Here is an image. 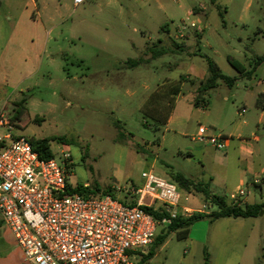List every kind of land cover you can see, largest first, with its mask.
Instances as JSON below:
<instances>
[{
  "label": "rangeland",
  "instance_id": "1",
  "mask_svg": "<svg viewBox=\"0 0 264 264\" xmlns=\"http://www.w3.org/2000/svg\"><path fill=\"white\" fill-rule=\"evenodd\" d=\"M27 2L31 13L30 0H5L2 14L5 10L19 13ZM36 3L39 16L33 19L43 23L46 34L40 28V38L22 45V54L3 58V49L14 46L8 45L12 24L6 22L0 43V110L17 114V135L31 140L64 137L68 144L53 140L51 147L54 153L62 149L73 153L68 184L98 197L131 201L123 192L143 187L144 172L172 181L180 189L173 175L182 173L227 199L240 190L246 195L252 192L248 204L263 205L262 225L256 245L245 253L248 257L258 252L260 264L264 185L261 193L247 185L237 187L234 177L228 181L221 176L203 177V166L208 165L196 149L205 143L196 139L199 128L207 127L213 135L242 128L243 136L264 140L256 106L264 88V62L254 69V60L264 56V0H85L78 7L74 0ZM193 8L199 12L194 14ZM191 23L198 28H191ZM178 29L183 38L177 36ZM163 49L164 55L152 57ZM205 56L237 81L232 88L220 81L196 106L195 98H201L197 78L207 73ZM229 58L254 69L252 77H241ZM130 61L140 63L134 67ZM181 191L183 204L197 209L206 205L209 213L217 210L203 194ZM226 223L198 221L190 236L181 240L171 233L156 248L151 262L239 264L244 240L234 246V233L226 239ZM209 231L212 245L193 243L191 249L189 241L207 240ZM22 255L0 212V264H27Z\"/></svg>",
  "mask_w": 264,
  "mask_h": 264
},
{
  "label": "built area",
  "instance_id": "2",
  "mask_svg": "<svg viewBox=\"0 0 264 264\" xmlns=\"http://www.w3.org/2000/svg\"><path fill=\"white\" fill-rule=\"evenodd\" d=\"M84 1L74 0V5ZM177 33L183 38L181 29ZM12 115L0 110V212L27 264H132L178 216L209 213L206 205L197 209L183 204L181 189L152 172L142 174L143 187L123 192L131 201L72 192L67 182L72 151L62 149L54 158L41 159L31 140L17 135ZM210 131L200 127L196 140L225 151L231 138ZM260 182L256 178L255 184ZM245 195L240 190L230 199L237 203ZM157 204L167 214L162 219L145 210Z\"/></svg>",
  "mask_w": 264,
  "mask_h": 264
},
{
  "label": "crops",
  "instance_id": "3",
  "mask_svg": "<svg viewBox=\"0 0 264 264\" xmlns=\"http://www.w3.org/2000/svg\"><path fill=\"white\" fill-rule=\"evenodd\" d=\"M4 1L5 0H0V43L4 41V25L6 22H10L12 24V32L8 40V45L11 44L14 46H6L3 49V51L1 52L3 58L4 56H6V54H22L24 49L22 45L29 43L34 44L37 39L40 38V28H42L46 34V27L43 25V23L33 19L35 16H39L38 6L36 3L37 0H30L33 7L31 13H29V3L27 2L21 12L13 14H11L9 10H5L6 12L2 14ZM192 11L194 12V14L196 12H199V10L196 8H193ZM206 77L207 73L201 72L200 78H197V80H203ZM260 96L261 101H264V88L258 93V98ZM257 102L256 106L261 111L260 115L258 116L257 123V125L260 126L261 124H264V103L260 104L263 106H258ZM242 109H245V113H247L246 108ZM245 123L246 121L244 120L243 124ZM224 135H227L231 138L229 147L225 151L217 150L210 144H204V146L202 147L197 146V148L199 149H196V152L201 153V161H205L208 165L203 166V177H206L207 175L211 180H213L215 176H221L223 179H225V181H228L234 177L235 180L238 181L237 187L247 185L248 187L253 188L255 192L260 191L261 193H263L264 140L262 142L260 136L258 135H254L252 139L243 136L242 128H236L230 134ZM256 178L261 179V182L259 184H254V180ZM237 187L234 189L236 190ZM251 193L252 192L249 191L248 194L244 197H241L237 203H234V201H232L231 199H228V202L244 207L245 205H249L248 199L251 196ZM255 204L259 203H253L250 205ZM223 221L229 222L226 223L227 228H225L223 231L226 234V239H229V235L231 233H234L236 237V239L233 241L234 246L238 245L239 240H244V242L242 241L243 250L239 264H258L257 259L260 258L258 252L252 251L251 255H248L247 257L245 251L248 248H253L256 245L254 244L255 239L260 233L262 225V223L259 221V215L252 218H223L214 222L220 223ZM190 233L191 228L188 237L190 236ZM211 236V231H209L207 240L206 238L190 240L189 245L191 249L193 243L204 246L208 244L212 245L213 240ZM263 261H261L260 264H263ZM227 263L228 261L224 264Z\"/></svg>",
  "mask_w": 264,
  "mask_h": 264
},
{
  "label": "trees",
  "instance_id": "4",
  "mask_svg": "<svg viewBox=\"0 0 264 264\" xmlns=\"http://www.w3.org/2000/svg\"><path fill=\"white\" fill-rule=\"evenodd\" d=\"M180 50H183V47H177ZM167 51L166 50H159L153 53L152 57L157 58L162 55H164ZM207 63V77L203 80L198 81V95L200 97L195 98V105L199 106L204 101V96L211 90L216 89L219 86V82H224L229 88H232L237 78L230 77L225 75L219 65L210 57L205 56L204 57ZM230 65L238 72V74L241 77H247L251 78L253 75V70L256 69L258 66H260L264 62V56L258 57L254 60V69L248 70L244 65H242L239 61L234 60L232 58L228 59ZM140 62L139 61H130L131 66H137ZM196 81H193V84H195ZM177 90V89H176ZM178 92V90L176 91ZM263 104L264 101H261V96L258 98V106H263L260 104ZM23 106V105H22ZM20 106V107H22ZM17 117V114H13L11 117V122L15 126V119ZM31 140V139H30ZM53 140H57L59 142H62V144H68L67 140L64 137H53L50 138H44L39 140H31L34 149L38 152L41 159H51L54 158L55 154L52 151L51 142ZM69 168H72L71 165L68 166ZM71 172V171H69ZM173 180L177 182L181 189L185 190L189 194H192L193 192L203 194L205 201L207 203L212 204L217 208V210L211 212V213H194L190 217H184V216H178L177 219H174L164 231H162L158 236L156 237L154 243L150 246V249L147 254L138 253L136 256L139 257V260L137 261L136 258L133 259L132 264H146L151 261V259L155 256V250L156 248H159L161 245L165 243L168 236L171 233H175L177 239H185L188 237L190 228L197 223L198 221L209 219L211 222L223 219V218H252L257 217L260 213V211L263 208V205L255 204V205H245L244 207L231 204L228 202V199L224 196H220L217 194H213L208 190V186L202 182H195L192 179H189L184 176L182 173H177L173 175ZM69 188L72 192H78L80 194H86V190L83 187L78 188H72L68 184ZM145 210L153 214L157 219H162L163 217L167 216L165 213L163 207H161L160 204L155 205L152 208L145 207ZM208 260V256L206 255V261ZM208 263V262H207Z\"/></svg>",
  "mask_w": 264,
  "mask_h": 264
}]
</instances>
